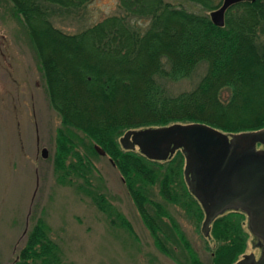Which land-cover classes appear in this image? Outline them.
Segmentation results:
<instances>
[{
    "label": "trees",
    "instance_id": "obj_1",
    "mask_svg": "<svg viewBox=\"0 0 264 264\" xmlns=\"http://www.w3.org/2000/svg\"><path fill=\"white\" fill-rule=\"evenodd\" d=\"M10 1L27 26L49 101L62 124L90 138L89 153L97 154L99 145L109 156L158 249L180 264H204L154 194L156 186L162 199L183 207L188 215L197 220L204 215L184 178L183 151L154 159L137 147H124L120 137L129 129L172 122H203L226 132L263 127L264 43L258 38L264 31V0L232 3L223 25L209 15L221 0H188L202 10L167 0H118V12L76 32L56 27L51 15L61 9L72 12L89 0ZM200 62L206 71L192 88L172 93L158 78L186 77ZM225 88L229 93L223 94ZM79 142L58 129L53 162L59 178L69 183L85 179L91 198L109 221L132 231L106 195L91 188L93 162L80 151ZM242 220L243 213L235 209L213 218L208 232L216 240L212 264H233L244 252L247 232ZM47 228L42 218L36 220L13 264H65ZM177 248L184 251V260Z\"/></svg>",
    "mask_w": 264,
    "mask_h": 264
},
{
    "label": "rangeland",
    "instance_id": "obj_2",
    "mask_svg": "<svg viewBox=\"0 0 264 264\" xmlns=\"http://www.w3.org/2000/svg\"><path fill=\"white\" fill-rule=\"evenodd\" d=\"M167 1L202 10L188 0ZM118 11V0H89L72 12L54 11L51 19L63 31L76 32ZM258 40L264 43V31ZM205 71V63L200 62L186 77L158 78L167 91L176 93L192 88ZM222 92L229 93V88ZM60 127L81 140L80 151L93 162L91 188L106 195L131 223L132 231L109 221L91 198L85 179L69 183L59 178L53 159ZM89 141L82 131L62 124L49 101L45 75L27 26L10 0H0V264H13L38 218L45 221L65 264H180L155 245L118 168L107 154L89 153ZM42 147L46 156L41 154ZM154 188L155 197L176 218L197 256L204 264H212L211 249L216 240L201 231L204 215L199 220L190 217L183 207L162 199ZM242 221L247 232L243 253L258 255V237L249 231L245 213ZM176 254L184 260L180 248Z\"/></svg>",
    "mask_w": 264,
    "mask_h": 264
},
{
    "label": "water",
    "instance_id": "obj_3",
    "mask_svg": "<svg viewBox=\"0 0 264 264\" xmlns=\"http://www.w3.org/2000/svg\"><path fill=\"white\" fill-rule=\"evenodd\" d=\"M237 1L221 0L209 12L211 20L223 25L226 9ZM120 141L124 147H137L148 157L160 160L176 149L183 151L185 181L205 212L201 224L204 234H208L217 215L240 208L249 213L251 231L264 241V148H256V142L264 145V126L228 133L203 122H172L129 129ZM95 148L104 153L99 145ZM41 154L47 155L45 147ZM255 264H264V246Z\"/></svg>",
    "mask_w": 264,
    "mask_h": 264
},
{
    "label": "flooded vegetation",
    "instance_id": "obj_4",
    "mask_svg": "<svg viewBox=\"0 0 264 264\" xmlns=\"http://www.w3.org/2000/svg\"><path fill=\"white\" fill-rule=\"evenodd\" d=\"M234 132H238V131H234ZM228 133H231V132H228ZM229 137H230V135H229ZM256 148H257V149L264 148V145L261 144V143H259V142H256ZM195 197H196V196H195ZM200 203H201V202H200ZM235 210H239V211L245 213L246 218H247V226H248V229H249V231H250L251 233H253V232L251 231V229H250V225H249V220H250L249 213H248L246 210H242V209H240V208H237V209H235ZM204 217H205V212H204ZM203 219H204V218H203ZM253 234H254V233H253ZM255 235L258 237V239H257L258 242H257V243H258V245L260 246V250H259L258 255H255L254 252H250V253H252L253 255H252V254H250V255H244V253H242V255H240V257L237 259V260H241L240 264H255L256 260H258V258L261 256L262 249H263V246H264V241H263V238H262L261 236H259V235H257V234H255ZM246 254H248V253H246ZM237 260H236V261H237Z\"/></svg>",
    "mask_w": 264,
    "mask_h": 264
}]
</instances>
